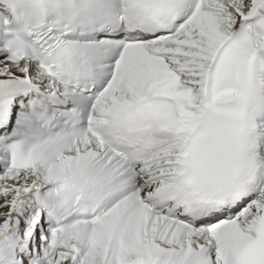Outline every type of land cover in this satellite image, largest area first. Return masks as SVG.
<instances>
[{"label": "snow or ice", "instance_id": "6c2138e0", "mask_svg": "<svg viewBox=\"0 0 264 264\" xmlns=\"http://www.w3.org/2000/svg\"><path fill=\"white\" fill-rule=\"evenodd\" d=\"M0 264H264V0H0Z\"/></svg>", "mask_w": 264, "mask_h": 264}]
</instances>
